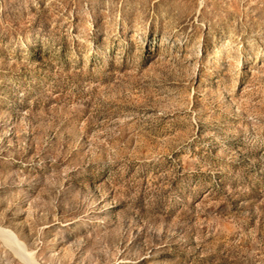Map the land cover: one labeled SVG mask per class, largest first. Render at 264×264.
Listing matches in <instances>:
<instances>
[{
    "label": "rangeland",
    "instance_id": "obj_1",
    "mask_svg": "<svg viewBox=\"0 0 264 264\" xmlns=\"http://www.w3.org/2000/svg\"><path fill=\"white\" fill-rule=\"evenodd\" d=\"M0 264H264V0H0Z\"/></svg>",
    "mask_w": 264,
    "mask_h": 264
}]
</instances>
